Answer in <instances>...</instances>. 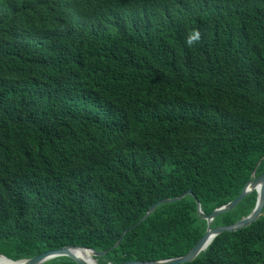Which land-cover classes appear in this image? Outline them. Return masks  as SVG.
Instances as JSON below:
<instances>
[{"label":"trees","instance_id":"trees-1","mask_svg":"<svg viewBox=\"0 0 264 264\" xmlns=\"http://www.w3.org/2000/svg\"><path fill=\"white\" fill-rule=\"evenodd\" d=\"M263 156L264 0H0V255L107 250L190 189L95 259L181 256ZM182 264H264V214Z\"/></svg>","mask_w":264,"mask_h":264},{"label":"water","instance_id":"water-1","mask_svg":"<svg viewBox=\"0 0 264 264\" xmlns=\"http://www.w3.org/2000/svg\"><path fill=\"white\" fill-rule=\"evenodd\" d=\"M264 159V156L259 159L256 163L254 169L251 172V179L248 180L243 186L241 192L229 202L215 208L209 214H204L201 210L199 201L196 202L197 213L199 216L206 220V229L203 235L196 241V243L183 255L166 258V259H157V260H127L119 263H111L108 262L106 264H182L193 261L203 250L207 248V246L211 243V241L220 233L224 231H236L241 228L247 227L252 222L258 219L259 216L264 214V171L259 175H255V170L261 160ZM256 192V202L252 210L249 214L242 217L241 219L227 224L211 227V222L213 219L220 213L232 210L246 195L251 192ZM187 194H192L191 190H186L182 194L178 195L174 198H163L155 203H153L144 213V215L129 228L125 229L119 238L116 240L114 245L103 251H96L93 248L80 246V245H67L57 249H50L44 252H41L35 256L29 258H23L18 260H12L7 258L4 255H0V264H42L52 258L66 256L73 260L76 264H98L95 257L102 256L106 254L113 247H116L120 241L122 240L124 234H126L130 229L138 225L141 221L145 220L154 210L155 208L161 204L166 202H172L181 199Z\"/></svg>","mask_w":264,"mask_h":264},{"label":"clouds","instance_id":"clouds-1","mask_svg":"<svg viewBox=\"0 0 264 264\" xmlns=\"http://www.w3.org/2000/svg\"><path fill=\"white\" fill-rule=\"evenodd\" d=\"M201 39V33L198 29H192L187 37H186V44L188 46H193L194 44L198 43Z\"/></svg>","mask_w":264,"mask_h":264},{"label":"bare ground","instance_id":"bare-ground-1","mask_svg":"<svg viewBox=\"0 0 264 264\" xmlns=\"http://www.w3.org/2000/svg\"><path fill=\"white\" fill-rule=\"evenodd\" d=\"M0 260H2V258H0ZM3 261V260H2Z\"/></svg>","mask_w":264,"mask_h":264}]
</instances>
